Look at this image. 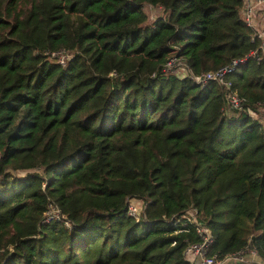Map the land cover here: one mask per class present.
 Instances as JSON below:
<instances>
[{"label": "trees", "instance_id": "16d2710c", "mask_svg": "<svg viewBox=\"0 0 264 264\" xmlns=\"http://www.w3.org/2000/svg\"><path fill=\"white\" fill-rule=\"evenodd\" d=\"M252 32L243 0H0V264H188L198 224L264 264V56L189 78Z\"/></svg>", "mask_w": 264, "mask_h": 264}, {"label": "built area", "instance_id": "2783aa9c", "mask_svg": "<svg viewBox=\"0 0 264 264\" xmlns=\"http://www.w3.org/2000/svg\"><path fill=\"white\" fill-rule=\"evenodd\" d=\"M243 15L246 19L248 25L253 29L251 38L252 40H258V47L253 49L249 55L241 59H233L231 63L223 65V67L201 72L199 74H189V78L196 84L204 85L207 82L218 81L229 85L225 81L226 77L233 73L240 63L245 62L249 56H254L259 59L264 56V0H243ZM261 50H258V49ZM52 55L54 52L51 53ZM67 54H60L59 61L63 62ZM175 63H182L184 65V70H187V63L184 59L178 58L176 56H171L164 64V71L171 72L174 71ZM241 99L237 96L230 94L229 103L233 108L239 107ZM141 205L136 201H129L127 206V214L133 218L138 219L141 216ZM57 220H61V214L58 207L53 203L49 202L47 209L43 216V223H51ZM174 224L181 223L180 218H176L173 221ZM195 230L200 236L201 240L197 243L189 244L185 247L183 254L185 256L188 264H226L228 262L236 261L242 262L243 254H228L223 258H219L216 254H209L211 246L213 244L214 238L205 225L198 224ZM249 252L256 256L254 250H249Z\"/></svg>", "mask_w": 264, "mask_h": 264}, {"label": "crops", "instance_id": "0c3cea01", "mask_svg": "<svg viewBox=\"0 0 264 264\" xmlns=\"http://www.w3.org/2000/svg\"><path fill=\"white\" fill-rule=\"evenodd\" d=\"M244 261L242 262H236V261H232V262H228L226 264H258L260 261L253 256L250 252L247 253L246 255L243 256Z\"/></svg>", "mask_w": 264, "mask_h": 264}, {"label": "rangeland", "instance_id": "374dc122", "mask_svg": "<svg viewBox=\"0 0 264 264\" xmlns=\"http://www.w3.org/2000/svg\"><path fill=\"white\" fill-rule=\"evenodd\" d=\"M174 72H176V73H178V74H183V73H185L184 65H183L182 63H179V64L175 63L173 73H174ZM188 215H190L193 219H194L195 216H196L192 211L189 212Z\"/></svg>", "mask_w": 264, "mask_h": 264}]
</instances>
